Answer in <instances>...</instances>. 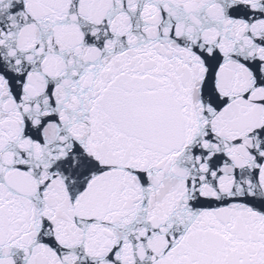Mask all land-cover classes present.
<instances>
[{"label":"snow or ice","instance_id":"6c2138e0","mask_svg":"<svg viewBox=\"0 0 264 264\" xmlns=\"http://www.w3.org/2000/svg\"><path fill=\"white\" fill-rule=\"evenodd\" d=\"M0 264H264V0H0Z\"/></svg>","mask_w":264,"mask_h":264}]
</instances>
